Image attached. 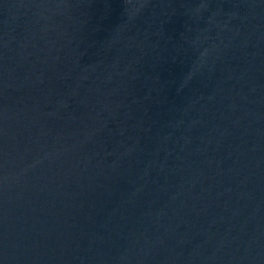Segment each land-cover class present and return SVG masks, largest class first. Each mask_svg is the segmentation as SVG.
I'll return each mask as SVG.
<instances>
[{"label": "water", "instance_id": "obj_1", "mask_svg": "<svg viewBox=\"0 0 264 264\" xmlns=\"http://www.w3.org/2000/svg\"><path fill=\"white\" fill-rule=\"evenodd\" d=\"M0 264H264V0H0Z\"/></svg>", "mask_w": 264, "mask_h": 264}]
</instances>
